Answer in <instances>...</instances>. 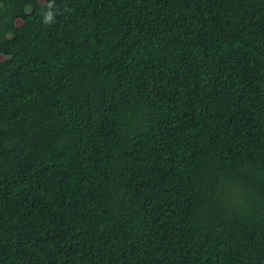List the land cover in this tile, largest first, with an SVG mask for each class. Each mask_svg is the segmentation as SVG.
<instances>
[{
    "label": "trees",
    "instance_id": "trees-1",
    "mask_svg": "<svg viewBox=\"0 0 264 264\" xmlns=\"http://www.w3.org/2000/svg\"><path fill=\"white\" fill-rule=\"evenodd\" d=\"M0 264H264V0H0Z\"/></svg>",
    "mask_w": 264,
    "mask_h": 264
},
{
    "label": "clouds",
    "instance_id": "clouds-1",
    "mask_svg": "<svg viewBox=\"0 0 264 264\" xmlns=\"http://www.w3.org/2000/svg\"><path fill=\"white\" fill-rule=\"evenodd\" d=\"M44 19H45V22H46V23H50L51 20H52V14H51L50 12L45 13V17H44Z\"/></svg>",
    "mask_w": 264,
    "mask_h": 264
},
{
    "label": "rangeland",
    "instance_id": "rangeland-1",
    "mask_svg": "<svg viewBox=\"0 0 264 264\" xmlns=\"http://www.w3.org/2000/svg\"><path fill=\"white\" fill-rule=\"evenodd\" d=\"M44 1V0H43Z\"/></svg>",
    "mask_w": 264,
    "mask_h": 264
}]
</instances>
